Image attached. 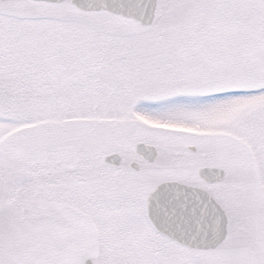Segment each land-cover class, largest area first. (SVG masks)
<instances>
[{"label":"snow or ice","instance_id":"6c2138e0","mask_svg":"<svg viewBox=\"0 0 264 264\" xmlns=\"http://www.w3.org/2000/svg\"><path fill=\"white\" fill-rule=\"evenodd\" d=\"M0 264H264V0H0Z\"/></svg>","mask_w":264,"mask_h":264}]
</instances>
